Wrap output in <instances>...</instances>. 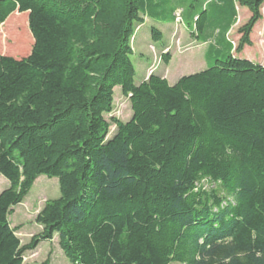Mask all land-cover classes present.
<instances>
[{"label": "trees", "instance_id": "trees-1", "mask_svg": "<svg viewBox=\"0 0 264 264\" xmlns=\"http://www.w3.org/2000/svg\"><path fill=\"white\" fill-rule=\"evenodd\" d=\"M154 1L0 0V26L27 13L33 38L27 56L0 53V264H24L55 235L71 264H264V65L236 55L253 45L264 0H238L251 16L236 48V1L197 0L189 27L215 43L207 68L174 84L156 61L137 81L132 61L141 27L163 42L145 17L171 23L188 2ZM116 87L129 119L106 118ZM42 175L61 195L23 245L10 216Z\"/></svg>", "mask_w": 264, "mask_h": 264}, {"label": "rangeland", "instance_id": "rangeland-1", "mask_svg": "<svg viewBox=\"0 0 264 264\" xmlns=\"http://www.w3.org/2000/svg\"><path fill=\"white\" fill-rule=\"evenodd\" d=\"M189 3L193 4L192 8L187 7ZM186 8L182 11L183 21L177 20L173 24L169 32L165 33V42L171 43V54L175 56L176 64H172L170 69H165V73L169 72H181L183 75H190L207 68V62L209 61L204 55L207 53L209 43L202 44V40L192 34L190 24L193 22L190 16L194 12L200 11V2L197 0H188ZM248 8H241L239 6V18L236 25L232 28L231 32L227 35L230 41L233 42L235 48L238 46L241 35L239 29L245 25L249 20ZM264 16V8L262 10ZM181 12H178L177 14ZM11 23L16 24L18 27L12 33H8ZM195 26V24H193ZM151 30V26L149 27ZM194 28V27H192ZM169 33V34H168ZM25 39L26 44L19 45L18 40ZM252 46H247L241 53H237L238 57L244 59H250L257 63L264 64V18L256 26L252 34ZM155 46L161 45L163 42L152 41ZM18 43V45H17ZM211 44L215 43V40L210 41ZM33 38L28 27V14L15 12L12 15L11 22L8 25L0 26V53L6 55H13L17 57L27 56L32 49ZM149 52L157 66L161 62L160 53L154 46L143 45L138 51ZM136 49V52H138ZM171 55V56H172ZM138 53L136 56H132V61L136 64L138 61ZM187 63L182 66L181 64ZM156 66V67H157ZM142 70V69H140ZM176 70V71H175ZM154 71V70H153ZM152 70H149V75ZM140 73L137 77L139 81ZM132 113L131 105L127 96L122 93L120 87L115 89V107L111 114L106 115L108 120L113 117H117L120 120H126L130 118ZM115 131V126L112 125L110 134ZM208 188L214 186L211 183H205ZM9 181L0 175V191L8 188ZM3 189V190H2ZM60 186L58 178H48L45 175L40 176L35 182L29 194L25 197L24 201L14 207L13 214L10 216V221L13 227L18 228L17 234L21 238L22 244H28L31 239L39 234L43 227L37 223L36 218L39 212L43 209L46 202L59 198ZM24 264H71L62 249L59 246L58 235H55L52 241H43L33 251H27L24 255ZM170 264H181L180 262H171Z\"/></svg>", "mask_w": 264, "mask_h": 264}, {"label": "crops", "instance_id": "crops-1", "mask_svg": "<svg viewBox=\"0 0 264 264\" xmlns=\"http://www.w3.org/2000/svg\"><path fill=\"white\" fill-rule=\"evenodd\" d=\"M235 1H236V9H237V12H238V18H239V6L240 5L238 4V0H235ZM154 2L155 3L157 2V4L162 3V6H160L158 10H161V9L164 8L162 0H155ZM207 2H209V1H206L205 3H207ZM213 2L214 3H217V2L219 3L220 0H213ZM203 6H205V5H203ZM240 7L241 8H246V7H243V6H240ZM183 9L184 8L181 7V8H179L177 10L176 17H177V13L181 12V19L183 18V13H182ZM246 13H248L251 16V13L249 11H247ZM162 17H165L164 13L162 15H158L156 18H150V17L146 16L145 17V25L150 24V25L158 26L161 29L162 34H163V36H162L163 37V43L161 45L155 46L152 43V41H151V37H150V35L148 33V28H146V26L144 25L145 27H141L139 29L137 35H136V39H135V43H134L135 52H136V49H137V51H138V49H141V47H143V45H148V46L150 45V46L156 47V49L159 51V53L161 55V54H164L165 49L168 46L171 45L170 41L166 42V44H165V33H167V31L169 32V30L173 26L174 22L177 21V19L175 21H172L173 23L172 22L171 23H165V20L162 19ZM182 21H183V19H182ZM210 41L211 40H209L207 42H204V43L203 42H200V43H202V44H206V43L211 44ZM136 53H138V55L141 57L140 61L137 63V67H138V71L140 73V80L143 81V80L147 79L150 76L148 71H149L150 67L154 64V59L152 58L153 56H151L149 54V52H143V51L140 50V51H138ZM173 55L170 57V61H169L168 64L164 63L165 61L163 60V62H161L159 64V66L157 67V70L155 72V73L161 75L162 77L166 78L169 81V83H171V84L176 83L178 81V79L181 78L182 76H184L183 74H185V73H183L184 71H181V72L172 71V72H169V73H165V69H170L172 64H176V66L178 64V63H176L177 59H175L174 58L175 56H173ZM204 57H206V54L204 55ZM260 64L264 65L263 63H260ZM181 65L185 66V65H187V63H183ZM140 69H142V70H140ZM1 192L2 191H0V193Z\"/></svg>", "mask_w": 264, "mask_h": 264}, {"label": "built area", "instance_id": "built-area-1", "mask_svg": "<svg viewBox=\"0 0 264 264\" xmlns=\"http://www.w3.org/2000/svg\"><path fill=\"white\" fill-rule=\"evenodd\" d=\"M177 18H179L180 20H182V19H181V16H180V13L177 15Z\"/></svg>", "mask_w": 264, "mask_h": 264}, {"label": "bare ground", "instance_id": "bare-ground-1", "mask_svg": "<svg viewBox=\"0 0 264 264\" xmlns=\"http://www.w3.org/2000/svg\"><path fill=\"white\" fill-rule=\"evenodd\" d=\"M178 15V14H177ZM177 20H180L179 18H177Z\"/></svg>", "mask_w": 264, "mask_h": 264}]
</instances>
